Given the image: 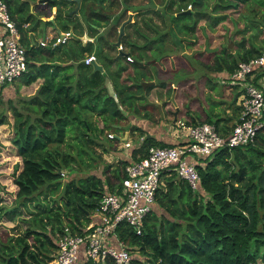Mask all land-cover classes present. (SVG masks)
Returning a JSON list of instances; mask_svg holds the SVG:
<instances>
[{
  "label": "trees",
  "instance_id": "16d2710c",
  "mask_svg": "<svg viewBox=\"0 0 264 264\" xmlns=\"http://www.w3.org/2000/svg\"><path fill=\"white\" fill-rule=\"evenodd\" d=\"M4 1L26 49L27 67L18 79L19 86L41 80L35 93L18 98L19 106L14 105L12 110L11 143L21 159V169L13 180L17 187L15 205L4 211L12 219L17 213L20 215L21 208H28L29 202H38V194L47 193L48 189L59 197L58 201L53 199L58 202L56 207L41 205L39 211H30L33 217L22 234L0 238V264H45L52 257L64 226H69L73 233H84L85 224L102 195L121 191L128 164L145 158L152 146L173 145L144 135L143 129L133 126L137 133L133 137L144 139L140 146L130 147L129 158L119 157L116 167L107 165L99 175L88 173L83 177L76 173L85 150L78 153V161L66 146L74 142L101 146L102 153L116 152L121 140L118 135L109 138L113 144L98 141L105 135V126L129 115L135 121L141 116L153 122L150 109H145L148 103L145 93L154 87L163 88L164 111L172 97V84L181 82L174 77L177 72H184L182 69L191 67L192 72L199 69L207 72L206 75L218 74L224 83L230 80L239 62L248 61L264 50V44L256 45L251 40L246 45L244 38L247 30H256L251 38L260 31L264 34V10L262 20L244 18L249 22L245 21L244 28L236 29L242 35L234 53L225 46L216 52H206L203 31L208 33L227 23L232 13H238L237 19H230L233 29L236 28L242 9L253 10L255 5L263 9L264 0H81L79 4L74 0H47L49 7L42 14L49 18L56 7L54 19H61V25L57 26L54 19L45 21L46 25L52 23L58 32L70 31L93 40L70 38L67 43L56 45L51 40L45 46L38 40L45 36L44 30L37 32L39 14L30 12L29 0ZM188 6L190 12L182 13ZM129 11L139 19L132 18L124 26L119 42L124 50L118 51L119 27L129 17ZM150 12L161 20V27L145 16ZM140 21L155 31L154 36L141 31ZM166 33L173 37L169 42L163 39ZM197 45L203 46L202 50H191ZM89 54L95 55L103 72L84 63ZM126 55H131L134 61H126L125 67L118 65V60ZM151 60L159 63L152 76L145 70ZM169 69L173 72L168 73ZM106 78L111 80L126 115L109 96ZM153 80L154 85L143 88L142 82ZM5 87H0V96ZM240 93L234 94L231 103L236 102ZM153 105L159 110L157 103ZM100 108L104 111H99ZM206 109L209 112L206 110L203 120L188 112V119L176 118L173 123L175 120L187 125L207 122L226 136L227 129L224 131V124L220 125L223 121L220 113L215 112V107ZM171 110L172 106L168 105L167 111ZM94 115L101 117L98 120L104 127L97 125V119L93 121ZM6 121V115L1 112L0 124ZM111 127L119 130L114 125ZM195 166L199 175L196 189L174 171L162 173L156 201L141 234L126 224L118 228L117 236L127 246L131 264H264V130L253 143L217 148L197 159ZM66 174L68 178L63 185L61 178ZM99 264L115 262L107 258Z\"/></svg>",
  "mask_w": 264,
  "mask_h": 264
},
{
  "label": "built area",
  "instance_id": "2783aa9c",
  "mask_svg": "<svg viewBox=\"0 0 264 264\" xmlns=\"http://www.w3.org/2000/svg\"><path fill=\"white\" fill-rule=\"evenodd\" d=\"M45 3L43 1L42 4ZM70 33H55L42 38L39 43L45 46L54 40L53 45L65 44L70 39ZM20 37L6 2L0 0V87L13 83L26 71V49ZM117 50H124L123 45L119 43ZM124 57L127 62L134 61L131 55ZM83 61L90 65L97 60L94 54H89ZM262 70L264 50L248 61L239 62L231 73L230 80L233 83L228 84L240 85L243 92L238 120L226 136L219 134L215 125L207 122L187 125L182 120H175L186 130V141L173 146H152L145 158L128 164L121 191L102 195L90 221L85 224L84 233H73L69 226H64L58 235L56 249L45 264H99L107 258H111L115 264H131V255L124 241L117 236V230L126 224L136 234L142 233L144 221L156 201L162 173L174 171L191 188L196 189L199 181L195 166L197 159L217 148L253 143L258 133L264 130V86L251 83ZM107 136L110 139L116 137L114 133H108ZM143 139L139 137L137 147ZM132 145L129 141L123 142L124 148L128 149Z\"/></svg>",
  "mask_w": 264,
  "mask_h": 264
},
{
  "label": "rangeland",
  "instance_id": "374dc122",
  "mask_svg": "<svg viewBox=\"0 0 264 264\" xmlns=\"http://www.w3.org/2000/svg\"><path fill=\"white\" fill-rule=\"evenodd\" d=\"M38 7L43 8L44 6L42 4H39ZM47 7H49V6L44 7L43 10L47 9ZM242 10L243 11L241 12V15H240L241 20L237 24L236 28L233 29V25H232L230 19L231 18L237 19L238 13H232V14H230V19L227 21V23L224 22V23L218 25V27H216V29L214 31H210V32L208 31V33H206L208 40H209L210 47L218 48L216 50V51H218L222 46L223 47L225 46V47H228L232 53H234L239 46L238 42L241 40V35H242V33H236V29L237 28H240V29L244 28L245 27L244 25L247 24L246 22H249V21H246V19L248 17H250L251 19L255 18L258 20H262V18L260 16H261L264 8L262 9L258 5H255L253 10H248L246 8H244ZM251 11H256L257 14L250 13ZM255 15H257V16L255 17ZM145 16L147 18H152L153 24H156L160 27L162 26L161 20L158 18V16L155 13L150 12L149 14H147ZM36 18L37 17H34V19H36ZM54 18H55V14L53 16L49 17V19L46 21L52 22ZM137 18H139L138 15L136 16V19ZM244 18H246V19H244ZM34 21H37V19ZM54 23L57 26L58 25L60 26L61 25V19H56V20L54 19ZM39 24L41 25V29L44 30V35L47 33L46 29L48 27L51 28V32L56 31V30H52V29L56 28L55 25L52 23L50 25H46L45 21H40ZM139 26L141 29H143L141 31L148 34L149 36H154L155 31L150 30L147 27H144L142 25L141 21L139 22ZM224 28H226V29L230 28V30H226V29L224 30ZM129 31H132V30H129ZM254 32L257 33L256 30H254V31L247 30V32L244 34L246 45H249V42L251 40H253V42L256 45L264 44L263 31H260L257 36L253 35L256 37L251 38L252 37L251 34H253ZM163 39L165 40V42L166 41L169 42L173 39V37L171 36V33L170 34L166 33L165 36L163 37ZM195 48H197L198 51H200V50H202L203 46L197 45L196 47L192 48L191 50H193ZM209 53H212V52H209ZM150 62H151L150 64L147 62V64H146L147 67H145L146 72H148V73H146L147 75L153 74L152 72H154L156 69L159 68L157 66V65H159V63L158 64L155 63L154 60H151ZM203 62H205V61L203 60ZM118 65H122L123 67H125V61L123 59H119ZM150 65H152V68L150 67ZM182 70H184V72H182V71L177 72L175 77H174L176 80L180 79L181 82L175 83V85L177 86V89L174 88L172 91V95H170V96L175 95L176 101L178 103H181L183 108H188L191 105H193L195 108H197L199 110H202L203 106L205 109L206 108L210 109V108H214V107L216 108L218 106L217 101H220L223 98V94L225 93V90H226L225 88H223V83H222V81L224 79H222V77H220L218 74L206 75L205 73H207V72H200L199 69L197 70L198 73L196 71L192 72L191 67H188L187 70L186 69H182ZM170 72L172 73L173 69L172 70L169 69L168 73H170ZM187 72L188 73L191 72L193 74L189 75ZM150 76H152V75H150ZM208 79H210V80H208ZM40 82H41V80L34 82L33 84H31L29 86H23V85L19 86V82L17 79L13 83L6 85L4 92H2L1 96H0V113L4 112V114L6 115V118H7L6 124H0V238L3 240H5L7 237L22 234L25 227L28 226V223L30 222L31 217H33L32 214H30V211H33V212L39 211L41 208V205H47L49 207L50 206L56 207L58 204L57 201H58L59 195L57 193L56 194L49 193V189H48L47 193H44L45 191H43V192L38 194V196H37V198L39 200L38 202L37 201H31L28 203V208H21L20 209L21 210L20 215H18V213H17V215L13 216L12 219H9L10 218L9 216L11 214L4 211V210L12 209L15 205L14 204V198H15V194L17 191V187L14 184L13 180H14V176L21 169V159L19 156H17L16 149H15L14 145L11 143V137L13 136V122H14V116H13L12 110H13L14 105L19 106L18 98L34 94L36 89L40 85ZM228 83L232 84L233 80H228L227 84ZM154 93L157 94V97H160V96L163 97L166 94L165 90L163 88H160V87H156V89L154 90ZM152 96H154V95H151L150 97H152ZM9 100H11V101L9 102ZM239 101H240V98H239ZM153 102L158 103L159 99H157V101H153ZM153 102L151 103L148 101V103L145 104V109L146 110L150 109L148 111V113H149L150 117H152V120H154L153 123L158 124L161 119H164L165 121H166V119H168L170 121V119L172 117L170 111L169 112L159 111L157 106L153 105ZM163 105L164 104L162 103V106ZM222 109L223 108H221V110ZM99 111L103 112L104 109L100 108ZM207 111H209V110H207ZM130 117L132 118L131 115L128 116V118H130ZM99 118H101V117L99 116ZM99 118L97 115H94L92 117L93 121L95 119H97L96 122H97L98 126H99V124H102V122L100 120H98ZM113 119H116V117H114ZM119 120L120 121L125 120L122 123H125V124L127 123V119H125V118L119 119ZM165 121H163V122H165ZM113 125H114V122L105 126V135L101 139L98 140L100 143H104L106 145L113 144V140H109L108 136L106 135V133L107 134L108 133H115V135L118 133L116 130H114L111 127ZM170 125L172 128H174L176 130L178 129L179 131L180 130L185 131V129H183V127H181L180 124H178V123H171ZM102 126L104 127V124H102ZM131 136H132V141H134L133 136H137V135H136V133L134 135V133L131 132ZM122 141L123 140L121 139L120 142L117 144V146H120V145L123 146ZM83 145H81V144L76 145L74 142H71V145L66 146V148L71 151V153L76 157V159L78 161H80L78 153H81L80 150H82V149L85 150V153H82L80 156L82 161H80L78 163L79 166L77 167L78 172L76 173V176H82L83 177L88 173H93V174L99 175V173L102 171V169L104 167H106L107 165H110V166H113L112 168H114L118 164V161L121 159L119 157L111 156L110 153L109 154L108 153H102L103 147H101V146H98V145L92 146V145H85V144H83ZM74 165H76V164L74 163ZM67 178H68L67 174L65 176H62L61 182L63 185L65 184ZM54 198L57 201H53ZM36 204H39V207L36 208L35 207V206H37ZM26 220L28 222H25Z\"/></svg>",
  "mask_w": 264,
  "mask_h": 264
},
{
  "label": "crops",
  "instance_id": "0c3cea01",
  "mask_svg": "<svg viewBox=\"0 0 264 264\" xmlns=\"http://www.w3.org/2000/svg\"><path fill=\"white\" fill-rule=\"evenodd\" d=\"M39 1L40 0H35V1L29 0V2H30V12L34 13V14H36V13L39 14L38 17H39L40 21H46L49 18L48 17H44V15L42 14V10L47 5L43 4L44 7L43 8H39L38 7ZM39 11H41V13H39ZM77 11H78V9H77ZM55 12H56V7H53L52 8V15H54ZM130 13H131V19L132 18L135 19L136 18L135 13L132 12V11H129L128 14H130ZM137 19H139V18H137ZM40 30H42L41 29V25L38 23L37 32H39ZM46 30H47V33L45 34V36H53V34H55L57 32L56 28L52 29V30H56L55 32H51V28L50 27H48ZM60 32H62V31H60ZM42 38L43 37H40V38H38V40L40 41ZM87 38H88L87 41H92L93 40L92 38H90L88 36H87ZM207 39H208V37H207ZM83 42H86V41H83ZM121 59H123L126 62L124 56ZM251 81H252L253 84H255V85L259 86V87L264 86V72L262 71V72L257 73L255 75V77ZM222 83H223V88H225L226 90H225V93L223 94V98L220 101H217L218 106L215 108V112L217 111V112L220 113V117L223 119V121L220 122V125L224 124V126H223L224 131H225V129H227V133H228L231 130V128L233 127V125L236 123V121L238 120V114H239V110H240V108H239V103H240L239 98L242 95V88H241L240 85L230 86V85L227 84V82H225V83L222 82ZM172 86H173V88L177 89V86L175 85V83L172 84ZM4 89L2 90V92H4ZM155 89H156V87H154L150 92L145 93L144 96L151 103L153 101H157V99H159V102L157 103L158 107H159V111L163 112V108L161 106H162V103L164 102L163 98L165 96L157 97V94L154 93ZM236 92H241L240 93L241 95L238 96V98L236 99L235 103H231L232 99L234 97V94ZM151 95H154V96L150 97ZM222 100L224 101V103H220V102H222ZM153 103L156 104V102H153ZM168 105H171L173 110H171V112H170L171 116H172L170 121L165 118L167 122L164 119H161L160 122L158 124H156V123H153V122H151V121H149L147 119H144V118H139L138 120L135 121L134 119H132L130 117V118H127V123L125 124V123H122L125 120H123V121L118 120L117 123L114 124V127L119 129L117 131L118 132L117 134L123 140L122 143L125 142V141H129V142L133 143V146H135V147L137 146V141H138L139 137L137 139L134 138V141H132V136H131V132H133L134 135L136 133V131L133 130L134 128L132 126H136V127H139V128L144 130V135L153 136L157 141H161V142H164V143L170 144V145L181 144V143L185 142L186 139H187L186 130L185 131H183V130L179 131L178 129L176 130V129L172 128L171 125H170L171 123H173L172 120L176 119V118L188 119L189 118V115H187L188 112H189L190 115H192L194 117L199 116L200 120H203V119L206 118V109L204 108V106L202 107V110H199V109L195 108L193 105L189 106L188 108H183L182 104L178 103L176 101L175 95L170 97V103H168ZM168 105H166L164 107V112L167 111ZM221 108H223V109L221 110ZM167 112H169V111H167ZM163 121H165V122H163ZM99 126L101 127L102 124H99ZM116 149H117L116 152H106V153H108V154L110 153L111 156H115V157H123V159L124 158L125 159L129 158L130 148L129 149H127V148L124 149L120 145V146H117Z\"/></svg>",
  "mask_w": 264,
  "mask_h": 264
},
{
  "label": "water",
  "instance_id": "95a60500",
  "mask_svg": "<svg viewBox=\"0 0 264 264\" xmlns=\"http://www.w3.org/2000/svg\"><path fill=\"white\" fill-rule=\"evenodd\" d=\"M43 1H45V0H40V1H39V4H40V3H43ZM74 1H76L77 4H79L81 0H74ZM74 11L77 12V8H76ZM185 12H190V9H188L187 11H182V13H185ZM177 15H178V14H177ZM130 19H131V13L129 14V18H128L126 21H124V22L120 25V27H119V32H120V34H119L118 44H119L120 39H121V36H122V34H123L124 26L126 25V23H127ZM203 34H204V36H205V43H204V44H205V45H204V49H205V51H206V52H215L218 48H212V47H210V45H209V40L207 39V34L205 33V31H203ZM70 38H80L82 41H87V40H88V38H87L86 35L81 36V37H78V36H76L73 32L70 33ZM91 65H92V66L94 67V69H96V70H99V71H101V72L104 71L103 67H102L99 63H97L96 61H93V62L91 63ZM154 84H155L154 81H146V82H142V86H143V88H146L147 86H151V85H154ZM105 85H106V87H107V91H108L109 96H111V97L117 102L118 109L122 112L123 115H126L127 112L123 109L122 105L119 103V101H118V99H117V96H116V93H115V90H114V88H113V85H112V83H111V81H110L109 78H106V79H105Z\"/></svg>",
  "mask_w": 264,
  "mask_h": 264
},
{
  "label": "clouds",
  "instance_id": "9594fccd",
  "mask_svg": "<svg viewBox=\"0 0 264 264\" xmlns=\"http://www.w3.org/2000/svg\"><path fill=\"white\" fill-rule=\"evenodd\" d=\"M45 2H46V3H45L44 5L47 4V0H45ZM40 4H42V3H40ZM42 5H43V4H42ZM56 33H61V32H58V31H57ZM96 62H97V61H96ZM178 177H179V176H178Z\"/></svg>",
  "mask_w": 264,
  "mask_h": 264
}]
</instances>
